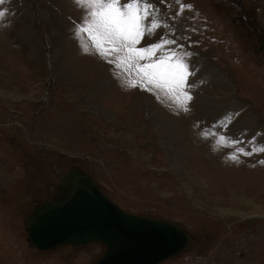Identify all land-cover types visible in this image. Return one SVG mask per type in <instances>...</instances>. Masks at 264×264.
<instances>
[{
	"label": "rangeland",
	"instance_id": "1",
	"mask_svg": "<svg viewBox=\"0 0 264 264\" xmlns=\"http://www.w3.org/2000/svg\"><path fill=\"white\" fill-rule=\"evenodd\" d=\"M149 2L160 27L136 47L174 41L153 60L171 50L187 63L188 111L135 61L117 67L109 60L123 53L106 59L78 36L75 0L0 4V264H95L104 253L100 241L27 240L31 211L75 167L125 211L187 232L159 264H264V0Z\"/></svg>",
	"mask_w": 264,
	"mask_h": 264
},
{
	"label": "water",
	"instance_id": "2",
	"mask_svg": "<svg viewBox=\"0 0 264 264\" xmlns=\"http://www.w3.org/2000/svg\"><path fill=\"white\" fill-rule=\"evenodd\" d=\"M67 180L64 195L47 200L29 215L31 246L54 250L101 241L106 249L95 264H158L188 246L190 237L183 228L125 211L91 177L74 173Z\"/></svg>",
	"mask_w": 264,
	"mask_h": 264
},
{
	"label": "snow or ice",
	"instance_id": "3",
	"mask_svg": "<svg viewBox=\"0 0 264 264\" xmlns=\"http://www.w3.org/2000/svg\"><path fill=\"white\" fill-rule=\"evenodd\" d=\"M4 2L5 0H0V4ZM75 3L85 11L82 25H77L78 36L87 33L94 49L106 59L113 53H123L112 56L109 60L110 63H116L117 67L125 61H135L138 71L148 84L167 89L173 101L184 111H188L187 104L192 97L185 89L191 87L188 77L192 73L187 63L171 50L153 60L156 52L174 41L162 39L150 47H136L146 34H151L160 27L152 15L154 10L149 0H75ZM5 11L0 10V18L5 15ZM105 45L110 47L106 48ZM84 50H89L88 44L84 45ZM142 60L145 63L140 65L139 61ZM130 86L136 85L130 83ZM259 150L264 151V148ZM238 151L243 152V149Z\"/></svg>",
	"mask_w": 264,
	"mask_h": 264
},
{
	"label": "bare ground",
	"instance_id": "4",
	"mask_svg": "<svg viewBox=\"0 0 264 264\" xmlns=\"http://www.w3.org/2000/svg\"><path fill=\"white\" fill-rule=\"evenodd\" d=\"M139 157V156H138ZM139 160V159H138ZM184 176H185V174H184ZM190 178H192V177H190ZM193 179V178H192ZM70 182V181H69ZM65 185H68V180H67V178H65L64 179V177L62 178V180H61V182H60V187H59V191H61V190H63V187L65 186ZM230 194V193H229ZM53 199V198H52ZM115 202V201H114ZM121 207V206H120ZM122 208V207H121ZM123 209V208H122ZM28 231V230H27ZM94 242H99V241H94ZM92 243V242H91ZM99 243H101V244H103L105 247H106V245L103 243V242H99ZM90 244V243H89ZM60 248V247H59ZM171 257H173V256H171ZM167 260V259H166ZM163 261H165V260H163ZM163 261H161V262H163ZM161 262H159V263H161ZM158 263V264H159Z\"/></svg>",
	"mask_w": 264,
	"mask_h": 264
}]
</instances>
